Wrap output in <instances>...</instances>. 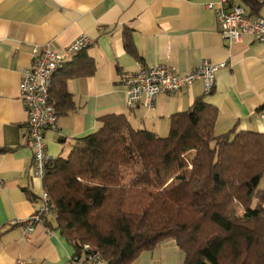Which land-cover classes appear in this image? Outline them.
Here are the masks:
<instances>
[{"label":"crops","instance_id":"0c3cea01","mask_svg":"<svg viewBox=\"0 0 264 264\" xmlns=\"http://www.w3.org/2000/svg\"><path fill=\"white\" fill-rule=\"evenodd\" d=\"M220 0H0V264H72L74 247L58 230L38 224L30 240L22 225L45 188L33 175V148L27 138L28 114L20 98L23 72L46 44L63 53L81 34L92 43L67 59L53 79L55 96L66 71L89 58L91 75L66 80L75 103L46 131L48 151L69 155L76 138L95 132L99 118L124 113L136 129L160 136L170 132L171 116L189 109L198 97L218 109L216 132L264 133V45L255 34L226 41L209 3ZM264 16V5L261 11ZM131 38L138 55L125 47ZM205 60L226 63L207 94L196 80L176 94H159L149 108L130 107L126 79L143 67L165 64L180 75Z\"/></svg>","mask_w":264,"mask_h":264},{"label":"trees","instance_id":"16d2710c","mask_svg":"<svg viewBox=\"0 0 264 264\" xmlns=\"http://www.w3.org/2000/svg\"><path fill=\"white\" fill-rule=\"evenodd\" d=\"M229 1L261 16L264 0ZM127 34V51L138 55ZM94 71L86 58L65 72L50 96L59 115L75 107L66 80ZM217 118L204 97L171 116L167 136L134 128L124 113L101 116L51 164L44 186L56 214L44 224L73 254L90 243L107 264H131L168 239L184 264H264V133L219 134Z\"/></svg>","mask_w":264,"mask_h":264},{"label":"built area","instance_id":"2783aa9c","mask_svg":"<svg viewBox=\"0 0 264 264\" xmlns=\"http://www.w3.org/2000/svg\"><path fill=\"white\" fill-rule=\"evenodd\" d=\"M216 14L221 33L230 44L240 40L242 34H255L264 45V16H251L242 5H231L229 0L207 4ZM92 43L87 34H81L63 53L56 52L46 44L37 53L33 66L24 70L20 84V98L28 114L27 138L33 148V175L44 180L56 157L48 151L45 135L49 129L57 128L59 112L51 102V89L54 76L65 67L67 59L85 50ZM226 63H212L205 60L200 66L185 75H180L165 64H155L141 68L127 79V102L130 107L143 104L153 107L159 94H176L184 87L191 86L196 80L203 82L204 90L211 93L216 84L217 72ZM264 121V111L260 112ZM56 214L55 205L49 191L44 188L34 212L26 220H18L22 225L23 237L30 240L36 225ZM47 230L49 227L47 226ZM72 264H107L101 252L90 243L83 246L81 254H73ZM17 264H25L18 260Z\"/></svg>","mask_w":264,"mask_h":264},{"label":"rangeland","instance_id":"374dc122","mask_svg":"<svg viewBox=\"0 0 264 264\" xmlns=\"http://www.w3.org/2000/svg\"><path fill=\"white\" fill-rule=\"evenodd\" d=\"M264 185V178L262 180ZM185 253L173 239L161 243L153 251H144L131 264H184Z\"/></svg>","mask_w":264,"mask_h":264}]
</instances>
